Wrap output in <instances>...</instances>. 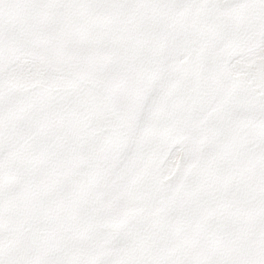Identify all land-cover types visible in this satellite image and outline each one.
Listing matches in <instances>:
<instances>
[{"label": "rangeland", "instance_id": "1", "mask_svg": "<svg viewBox=\"0 0 264 264\" xmlns=\"http://www.w3.org/2000/svg\"><path fill=\"white\" fill-rule=\"evenodd\" d=\"M147 4L44 0L20 14L33 36L28 57L49 82L20 79L8 95L0 264H83L107 243L105 226L146 210L152 229L123 264H246L264 254V39L238 36L210 61L198 39L203 8L169 23ZM165 71L176 78L161 90ZM191 117L195 128L181 134ZM122 128L140 143L120 167ZM180 143L193 146L187 180L167 203L138 206ZM178 205L192 229L169 226Z\"/></svg>", "mask_w": 264, "mask_h": 264}, {"label": "snow or ice", "instance_id": "2", "mask_svg": "<svg viewBox=\"0 0 264 264\" xmlns=\"http://www.w3.org/2000/svg\"><path fill=\"white\" fill-rule=\"evenodd\" d=\"M43 5L44 0H0V145H3L10 134L7 100L16 82L20 79L45 85L49 82V74L28 57L27 49L33 36L19 20L23 10ZM147 6L156 9L169 23L180 19L182 13L203 8L198 39L207 44L210 61L238 36L246 35L249 42L264 39L260 31L264 24V3L261 0H148ZM244 17L253 23H243ZM13 46L15 62L10 57V48ZM175 78V72L165 71L158 82L159 88L162 90L167 87ZM55 79L59 83L62 78ZM57 95L62 96L63 93L57 92ZM150 105L151 102L146 105L145 113ZM143 119L144 117L140 118L141 122ZM197 122L196 117H191L187 124L181 123L178 126L180 133L183 134L189 128L194 129ZM99 123L98 120L89 121L90 126H97ZM119 135L128 139V147L120 155L119 163L123 167L133 157L140 141L138 137L129 138L126 128H122ZM192 158V145L180 143L172 148L168 159L154 173L151 191L138 202V206L165 204L172 199L175 190L188 178ZM178 224L185 230H190L195 225L194 219L180 205L169 220L170 227ZM152 225L153 219L147 210L140 216L128 218L122 224L113 221L102 232L107 243L98 245L83 264H123L126 251L142 240L152 229ZM246 264H264V254L260 249L252 251L246 256Z\"/></svg>", "mask_w": 264, "mask_h": 264}]
</instances>
